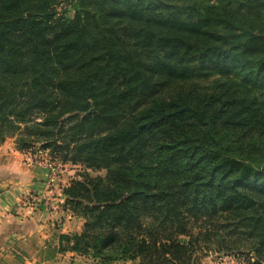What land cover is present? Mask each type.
I'll return each instance as SVG.
<instances>
[{"label":"trees","instance_id":"obj_1","mask_svg":"<svg viewBox=\"0 0 264 264\" xmlns=\"http://www.w3.org/2000/svg\"><path fill=\"white\" fill-rule=\"evenodd\" d=\"M9 138L106 171L63 189L60 252L264 264V0H0Z\"/></svg>","mask_w":264,"mask_h":264},{"label":"crops","instance_id":"obj_2","mask_svg":"<svg viewBox=\"0 0 264 264\" xmlns=\"http://www.w3.org/2000/svg\"><path fill=\"white\" fill-rule=\"evenodd\" d=\"M42 155L19 151L15 138L0 144V264H91L84 256L59 251V237L80 234L85 221L65 204L62 191L75 180L68 177L69 165L60 166L58 184L49 190L48 170L38 164L46 162ZM203 264L240 262L222 256Z\"/></svg>","mask_w":264,"mask_h":264},{"label":"rangeland","instance_id":"obj_3","mask_svg":"<svg viewBox=\"0 0 264 264\" xmlns=\"http://www.w3.org/2000/svg\"><path fill=\"white\" fill-rule=\"evenodd\" d=\"M42 154L44 155V156L42 155V157H43V159H45V161H51L50 158L48 157V154L47 153H42ZM58 164L60 166L61 165H64V166L65 165H69L67 169H69L68 171H71L70 172L71 175L68 176V177L69 178H75L76 180L81 179V175L84 174V173H88V175L90 177H93V178L96 177V176L105 177V175H106V171L105 170H97V171H95V170H88L87 171L86 169H84L82 166H79V165L78 166H74L72 164H61V163H58ZM206 245H207V243H205V242L202 241L200 243V246L203 249V251L199 247L196 248V255L199 258V263L203 264L209 258L211 260H214V259H216V257H222V256H224V255H218L216 252H214V250L208 248L210 246H206ZM87 259H89V261H90L91 264H98V262L94 261L91 258H87ZM113 264H125V263H123V262H116V263H113Z\"/></svg>","mask_w":264,"mask_h":264},{"label":"built area","instance_id":"obj_4","mask_svg":"<svg viewBox=\"0 0 264 264\" xmlns=\"http://www.w3.org/2000/svg\"><path fill=\"white\" fill-rule=\"evenodd\" d=\"M38 161H39L38 162L39 165L43 164L48 170V177H47L46 185L49 190H52L53 188L57 186L58 181H59L60 170H61L60 165L53 161L43 162L40 159ZM30 198L32 201L41 202V200H39L36 196L31 195ZM42 200L47 201L46 198L45 199L43 198ZM55 209H58V206H55Z\"/></svg>","mask_w":264,"mask_h":264},{"label":"water","instance_id":"obj_5","mask_svg":"<svg viewBox=\"0 0 264 264\" xmlns=\"http://www.w3.org/2000/svg\"><path fill=\"white\" fill-rule=\"evenodd\" d=\"M94 112V110L92 109V110H90V112L89 113H93Z\"/></svg>","mask_w":264,"mask_h":264}]
</instances>
